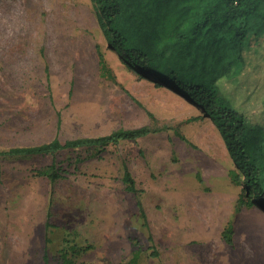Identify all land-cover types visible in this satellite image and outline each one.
Masks as SVG:
<instances>
[{"label":"rangeland","instance_id":"374dc122","mask_svg":"<svg viewBox=\"0 0 264 264\" xmlns=\"http://www.w3.org/2000/svg\"><path fill=\"white\" fill-rule=\"evenodd\" d=\"M92 6L0 0V151L153 133L101 150L0 158V264H264V247L245 237L239 213L217 203L240 187L229 180L234 167L215 125L110 49ZM248 33L255 64L254 52L264 53L261 17ZM53 165L50 182L40 173ZM125 168L135 194L126 191ZM252 215L254 229L264 228V210ZM232 223L228 246L222 232Z\"/></svg>","mask_w":264,"mask_h":264},{"label":"trees","instance_id":"16d2710c","mask_svg":"<svg viewBox=\"0 0 264 264\" xmlns=\"http://www.w3.org/2000/svg\"><path fill=\"white\" fill-rule=\"evenodd\" d=\"M99 28L110 49L147 78L198 105L218 130L232 161L231 184L240 187L235 213L254 206L264 210V53L250 56L253 18L264 21V0H91ZM249 63V64H248ZM102 76L109 74L98 54ZM246 78L239 75L246 68ZM260 69V70H259ZM259 113V114H258ZM153 131L147 127L118 130L96 138L61 143L58 139L33 147L0 151V158L54 156L64 150L105 149L136 141ZM55 182V166L40 173ZM126 191L136 193L125 168ZM137 207L144 225L146 215ZM233 226L222 239L233 245ZM136 259V257H135ZM133 263H136L135 260ZM61 264H74L63 257ZM82 264V263H81Z\"/></svg>","mask_w":264,"mask_h":264},{"label":"crops","instance_id":"0c3cea01","mask_svg":"<svg viewBox=\"0 0 264 264\" xmlns=\"http://www.w3.org/2000/svg\"><path fill=\"white\" fill-rule=\"evenodd\" d=\"M226 198L223 200H218L217 203L219 204V206H222V204H224V206L226 208L231 207L232 209L235 208L237 199H238V192H230L227 195H225ZM256 207V206H255ZM220 208V207H219ZM261 209L260 207L254 208L252 207L251 209H243L237 216V223L239 224V226H244V229L247 230V233L245 234V237L250 240L251 238H253L256 244L261 245L262 247H264V241H262L261 239H259L258 235L259 233H262L264 235V228L261 227L260 225L257 224L256 228L254 229L256 224H252V217H253V212L256 210ZM220 210H222V208H220ZM262 210V209H261ZM218 211V210H217ZM262 218V217H260ZM260 218H256L257 221H262L259 220ZM264 219V217H263ZM263 222V221H262ZM244 224V225H243ZM233 226V230H236V224L234 225V223L231 224ZM246 225L249 226L246 227ZM254 230H256L254 232ZM254 233H258V234H254ZM264 240V236L262 238Z\"/></svg>","mask_w":264,"mask_h":264},{"label":"bare ground","instance_id":"6f19581e","mask_svg":"<svg viewBox=\"0 0 264 264\" xmlns=\"http://www.w3.org/2000/svg\"><path fill=\"white\" fill-rule=\"evenodd\" d=\"M166 93L170 94L171 97L173 98H177L178 100H183L182 97L178 96L177 94L173 93V92H170L168 90H165ZM101 237V236H100Z\"/></svg>","mask_w":264,"mask_h":264}]
</instances>
